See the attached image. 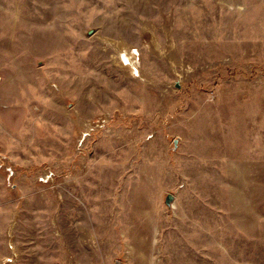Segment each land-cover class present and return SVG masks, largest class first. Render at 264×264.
Returning a JSON list of instances; mask_svg holds the SVG:
<instances>
[{
    "label": "rangeland",
    "instance_id": "374dc122",
    "mask_svg": "<svg viewBox=\"0 0 264 264\" xmlns=\"http://www.w3.org/2000/svg\"><path fill=\"white\" fill-rule=\"evenodd\" d=\"M0 264H264V0H0Z\"/></svg>",
    "mask_w": 264,
    "mask_h": 264
},
{
    "label": "water",
    "instance_id": "95a60500",
    "mask_svg": "<svg viewBox=\"0 0 264 264\" xmlns=\"http://www.w3.org/2000/svg\"><path fill=\"white\" fill-rule=\"evenodd\" d=\"M172 201H173V197L168 195L166 200H165V203H166L167 206H170Z\"/></svg>",
    "mask_w": 264,
    "mask_h": 264
}]
</instances>
